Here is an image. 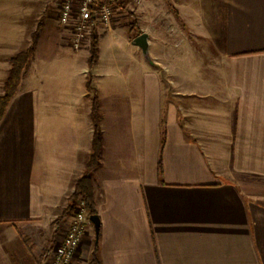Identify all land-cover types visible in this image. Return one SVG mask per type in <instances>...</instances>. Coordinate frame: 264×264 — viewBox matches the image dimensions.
<instances>
[{
  "label": "crops",
  "instance_id": "0c3cea01",
  "mask_svg": "<svg viewBox=\"0 0 264 264\" xmlns=\"http://www.w3.org/2000/svg\"><path fill=\"white\" fill-rule=\"evenodd\" d=\"M161 2L137 8L151 62L140 61L136 98L103 63L101 33L117 29L97 31L101 225L98 240L89 227L73 264H264V0H170L172 15ZM46 9V0H0V95L10 59L41 27L0 122V264H46L93 150L90 44L67 49L58 9ZM194 41L212 61L210 78L194 80L191 65L173 60L177 48L192 57Z\"/></svg>",
  "mask_w": 264,
  "mask_h": 264
},
{
  "label": "rangeland",
  "instance_id": "374dc122",
  "mask_svg": "<svg viewBox=\"0 0 264 264\" xmlns=\"http://www.w3.org/2000/svg\"><path fill=\"white\" fill-rule=\"evenodd\" d=\"M159 1L160 2L164 1V3L167 5V6H164L165 7L164 10L167 11V14L168 13L169 15L174 14V12H172V5H171L170 0H159ZM58 2L59 0H46L47 9L43 16H45L47 11H49V13H52L56 8L58 9L57 13H59ZM55 3L56 5H54ZM141 4H142V0H141L140 5ZM137 8L138 6H135L132 9L131 8L127 9V8H123L120 6L116 8L114 16L111 19V25H110V28L117 29L116 33H112L111 35L110 34L103 35L105 33H101L102 34L101 45L103 49V55H104L103 63L105 64L104 65L105 69H107V71L113 75L112 78L125 81L128 87L131 89V92L133 93L134 98L138 96L135 83L137 82V80L139 81L141 80L142 75H143V70H144V68L142 69L140 61L141 60L145 61L146 68L149 66L148 63L151 62L147 57H145L142 50H139L138 46L134 44H128L126 40L127 37L131 36L132 38L131 41H132L137 36L136 26H131V23H133L134 18L135 20L137 19ZM128 12L132 13L134 17L131 15H128L127 14ZM35 18L38 19L39 14H37ZM136 23H137V20H136ZM105 26L106 25H104L103 23H100L99 27H97V31L99 29V32H100V28H103ZM169 26H170V29H173L174 25L170 24ZM64 28L66 29V27ZM122 28L124 30H121ZM105 29H108V27H105ZM66 30L69 31V29H66ZM65 42L67 41L65 40ZM193 43H194V50H193L194 54L192 57H189L188 52L187 54L182 55L183 54L182 52H184V48H177L175 49L176 56H174L173 60L177 64L191 65L192 69H194V71L192 72L194 80H203L205 78H210V76L214 74L209 69V64L212 61L210 57L203 55L202 52H204V50L200 49V47L198 46V42L194 41ZM85 47L86 46L82 47L81 49ZM67 49L75 50L71 46H68ZM81 49H78V50H81ZM86 49L89 50L88 47H86ZM85 63H87V58L85 59ZM160 69L163 74L164 80L166 81L167 85H169L168 84V79H169L168 72L166 71L164 67L160 66ZM108 79L110 78L108 77L101 78L103 82L107 81ZM79 80L80 78L75 77V81H79ZM96 82H98V79ZM140 100L141 99H139V102H141Z\"/></svg>",
  "mask_w": 264,
  "mask_h": 264
},
{
  "label": "built area",
  "instance_id": "2783aa9c",
  "mask_svg": "<svg viewBox=\"0 0 264 264\" xmlns=\"http://www.w3.org/2000/svg\"><path fill=\"white\" fill-rule=\"evenodd\" d=\"M141 0H61L59 23L69 29L70 44L75 50L88 46L94 28L100 23L109 27L116 8L132 9ZM92 225L85 200L80 197L72 210V220L64 238L51 246L46 264H73L76 253Z\"/></svg>",
  "mask_w": 264,
  "mask_h": 264
},
{
  "label": "trees",
  "instance_id": "16d2710c",
  "mask_svg": "<svg viewBox=\"0 0 264 264\" xmlns=\"http://www.w3.org/2000/svg\"><path fill=\"white\" fill-rule=\"evenodd\" d=\"M109 1V0H100ZM128 15L133 16L132 13L128 12ZM134 17V16H133ZM131 26H137L136 20L134 18ZM41 27L38 26L37 30L33 33L32 43L25 50L22 51L10 59L11 69L7 80L4 84V94L0 95V122L4 118V115L18 91V87L22 80L24 71L31 59L35 54V50L39 41ZM99 58V47H98V33L94 28L91 34L90 40V55L88 58L89 74H88V88L94 92L92 98V112L91 116L94 123V134H93V150L90 156V161L88 166L83 173V175L77 180L75 185V190L69 198V205L66 209V213H70L75 205V202L82 197L85 200L86 208L88 209L90 215L96 213V205L94 201V188L92 185V172L99 165V154L102 147V132L100 127V114L98 111V97L96 95L95 89L92 87V74L91 71L94 65L97 63ZM164 134V133H163ZM165 134L162 140V145L164 144ZM160 172L162 171V165L160 164ZM98 244L95 245L93 252L92 263H98Z\"/></svg>",
  "mask_w": 264,
  "mask_h": 264
},
{
  "label": "water",
  "instance_id": "95a60500",
  "mask_svg": "<svg viewBox=\"0 0 264 264\" xmlns=\"http://www.w3.org/2000/svg\"><path fill=\"white\" fill-rule=\"evenodd\" d=\"M148 38H149V34L147 32H142L132 40V43L138 46L142 50L145 57L150 59ZM90 219L92 223L94 224L96 237L98 240V236L100 232V225H101L100 217L98 214L95 213V214L90 215Z\"/></svg>",
  "mask_w": 264,
  "mask_h": 264
}]
</instances>
